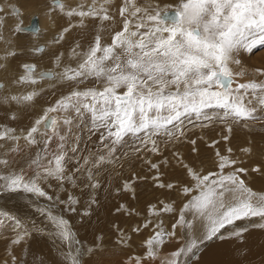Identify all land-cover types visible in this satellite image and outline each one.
Returning a JSON list of instances; mask_svg holds the SVG:
<instances>
[{"label": "snow or ice", "instance_id": "6c2138e0", "mask_svg": "<svg viewBox=\"0 0 264 264\" xmlns=\"http://www.w3.org/2000/svg\"><path fill=\"white\" fill-rule=\"evenodd\" d=\"M130 3L121 0L117 6L115 0H102L87 10L65 13L60 0H52L50 7L58 18H75L71 27L59 29L64 36H53L48 53L55 66L62 69L56 83L68 91L34 120L23 136L24 146L19 144L21 137L12 134L14 129L0 131V140L11 142L0 152V191H22L51 202L47 207L36 206L40 223L33 220L25 224L0 213V226L4 218L12 221V243L20 248L19 255L13 250L11 264H87L85 256L91 260L104 246L102 236L86 246L75 226L56 214L60 204L70 212H76L80 204L66 185L75 189L83 185L89 190V204L81 213L84 226V218L90 217L92 207L98 204L93 193L102 187L99 177L113 162L133 153L138 158L142 151L161 154L158 139L184 142L188 124L226 125L230 132L239 124L252 128L264 121V115L258 114L264 113V82L231 87V65L241 63L238 57L242 52L250 53L257 45H264V0H175L174 10L169 6L163 13L142 12L135 6L129 11ZM129 17H138L137 22L133 25ZM92 21L100 22L103 31L90 30ZM72 31L78 35L62 51ZM105 34L109 41H105ZM17 54L13 52L12 56ZM37 54L43 56L45 49L37 48L33 55ZM23 67L29 74L35 72L32 63ZM258 71L264 76V70ZM43 75L51 77L50 72ZM18 82L36 83L32 75L22 76ZM249 94L252 98L246 100ZM35 95H12L9 102H32ZM10 118L14 120L15 116ZM85 132L90 143L93 137L99 143L95 151L85 149L87 156L81 154L80 147ZM229 139L224 137L225 141ZM190 143L195 145L197 141ZM219 143L213 141L212 146ZM4 148L0 144V149ZM32 148L36 149L34 153ZM226 151L228 155L215 152L217 171L203 175L194 162L186 164L177 157L176 166L186 182L157 186L179 188L187 199L178 211L171 204L152 210L157 216L175 213L171 229L164 227L163 220L155 225L146 220L133 229L138 234L141 227L154 228L144 260L156 261L166 242L176 240L178 247L167 254L164 264H198L194 257L206 241L223 238L224 232L240 239L249 225L264 222V194L247 185L242 178L247 170L237 167L231 148ZM17 158H22V165ZM165 164L170 165V161L165 159ZM149 166L159 171L158 164ZM124 187L126 190L127 185ZM53 188L55 191L50 192ZM242 221L247 223H238ZM259 227L264 228V223ZM36 238L56 244L54 258L43 252L33 255L32 262L24 258V247ZM128 239L121 231L120 243Z\"/></svg>", "mask_w": 264, "mask_h": 264}, {"label": "rangeland", "instance_id": "374dc122", "mask_svg": "<svg viewBox=\"0 0 264 264\" xmlns=\"http://www.w3.org/2000/svg\"><path fill=\"white\" fill-rule=\"evenodd\" d=\"M4 1L5 0H0V5L4 4ZM22 2H24V0H16L17 5H15L16 7L14 8L17 9V11L19 10L18 14H20L22 9L18 6L19 3L22 5L31 3L38 7L41 5V11H45L46 8H50V5H52V0H25L27 3L24 4ZM81 2V0H74L69 3L68 0H60L61 4H64L65 6H71L67 7V9L71 11H73L75 7L77 10L78 8L81 10H87L88 6L92 5L91 3L84 4ZM118 2L121 3V0H117V3ZM132 3H134V0H132ZM135 3L137 4L135 7H140L142 12L144 9H147L150 12L155 13L156 11L161 12L168 10L169 6H172V10H174L175 0H136ZM78 5H80V7H77ZM131 10H134V8H132V4L129 6V11ZM34 11L29 9L27 12L26 9H23V14H25L22 18L25 20L26 24H21L20 26L22 28H26L28 25H30V21L33 16H36L39 20V15H41L40 9ZM112 11H116L115 6L113 7ZM11 13V11L10 13L6 12L4 15H9ZM18 14L12 13V15L9 16L15 17V15L17 16ZM129 19L134 25L137 22L138 17H129ZM97 23L98 24L96 28H91L90 30L93 29V31L96 32L103 31V29L99 27V22ZM133 30H135L134 27ZM141 31H143V29H141ZM18 32L22 33L23 31ZM54 35L61 36V31H58ZM52 36L50 37V42H52ZM104 39L105 41L110 40L107 34H105ZM72 41L73 38L68 39L67 37L68 43H71ZM44 45L42 43L37 45V47L29 48L28 51H30V53L27 54V56L30 57L37 48L42 47L45 49V54L43 56L39 54L33 55L31 61L24 60L21 62V65L23 66L24 64L33 62L35 59L39 60L47 55L53 46L49 47L47 45L46 47ZM66 45L67 43H63L61 48L62 51H65L64 47ZM37 57L39 59H37ZM238 58L240 59L241 63L239 65H231V71L233 72L234 76L231 85L232 88H235L240 83L252 81L264 82V76H262L258 71L264 70V45H257L250 53L242 52ZM51 61H53L52 65H55L54 60L52 59L50 60L49 64L51 65ZM36 63L38 64L37 61L32 63L35 67V71L37 67ZM42 66L43 65H40L39 69ZM46 67L48 68L46 71L48 72L50 70L49 72L51 73V76L54 77V75H56V67ZM3 68H0V72L3 70ZM23 72H25L24 74H29L25 68ZM41 72L42 71L37 72L35 76L41 79L47 78L45 80H50V78L53 79V77L44 78V71L42 73ZM2 82L3 81L0 80V89H2ZM44 89L47 90L45 87ZM44 89L42 91L47 93L41 91L34 96L33 101H39L41 98L45 106L42 105V101L39 102L40 104L38 103L37 106L35 105V102H9V97L11 96L9 92H7V95L4 94V96L8 97L7 99L2 98V95H0L2 100L0 103V111H2L5 116L7 115V117L15 116L14 121H12L13 119H6L8 124H6V122H0V128L5 124L12 129L15 128L14 132L16 130L17 132L20 131V134H22L19 135L21 137V140L19 141L20 146H24L26 144V141H24L22 138L24 135H26L25 132L27 129L32 126L35 118H39L47 110V106L52 105L60 96L52 95L50 90L45 91ZM67 91L68 89L66 91L64 90L65 93ZM21 94L22 93L16 94V96H21ZM45 95L48 96L44 97ZM251 98L252 97L249 94L246 97V100ZM33 106H36L35 109L37 111ZM39 107L41 108L40 112L38 111L40 109ZM209 111L219 110L217 109ZM19 113L22 114L20 115ZM259 114L264 115V113ZM25 115L26 117H30V119H27L28 122L24 120ZM19 119H21L22 122L18 125L16 121ZM10 122L13 124L11 125ZM14 124H16V126L13 127ZM261 124H264V121H260L252 128L246 124H239L234 126L230 132L226 130V125L222 126L220 124H215L206 127H193L192 124H188V136L184 142H180L179 140L167 142L164 137H160L158 139L161 154H151L147 151H142L138 158L136 157V154L133 153L130 157H123L118 162H113L109 166V169L105 173H102L99 177L102 187L93 193V198L98 200V204L92 207V215L90 217L84 218V226H81L80 223L81 213L87 209V205L89 204V190L84 189L83 185H81V187L78 189L72 188L69 185L65 186L69 194H74L80 199V204L77 207V211L70 212L67 210L65 205L60 204L57 206L56 214L68 219L70 223L75 226L79 232V238L86 243V246H91L95 237H103L104 246L99 250V252L94 255L91 260H88V257L85 256L87 264H137V261H142L143 264H164V262L167 260L166 258H168L166 254H169L171 251L164 253L163 250V252L158 255L156 261L144 260L146 243L153 234L154 228L151 226L148 228L141 227L138 234L135 233L133 229L140 227L145 223L146 220H151L153 225L156 224L157 220H163L164 227L166 229H171L172 224L176 220V214H161L157 216L153 214L152 210L159 209L162 205L171 204L178 211L182 203L185 202L187 198L180 193L179 188L176 190H169L167 188L158 187L157 185L160 183H173L180 185L186 182L183 171L180 167L176 166L177 157L183 158V162L186 164L194 162L197 166V171L203 175L217 171L215 163L216 151H219L221 154L228 155L229 153L226 150L231 148L232 158L237 161V167H243L247 170L246 174H244L242 177L245 179L247 185L257 194H264V126H261ZM5 128L6 127H2L0 130H5ZM49 131H51V129H49ZM14 132L12 134L15 135ZM225 136H228L230 139L225 141ZM82 137L83 139L80 144L82 155H88V152L85 151V149L93 151L99 149V143H97L96 137H93L91 143L87 138L86 132L82 133ZM191 140H196L197 143L192 145L190 143ZM213 141H220V143L216 147H213ZM0 143H3L5 148L11 144L10 141L3 142V140H0ZM136 143L138 144L139 142L137 141ZM5 148L0 149V152H3ZM193 148H195L197 151H193ZM249 149L250 151H248ZM126 150L131 151L130 148ZM31 151L34 153L36 149L32 148ZM173 153L176 155H173ZM17 159L22 165V158ZM165 159L170 161V165L165 164ZM150 164H158L159 171L157 172V170L151 169L149 166ZM255 168H259L260 171H253ZM158 175L160 179H156ZM125 185H127V190H125ZM189 186L191 185L189 184ZM118 189H120V191H118ZM49 191H55V189H49ZM33 201H36V204H33ZM50 203L51 202L46 201L45 199L32 196L31 194L22 191H0V213H5L8 217L21 219L25 224L33 220L37 223H40L41 217L35 214L36 206L38 205L39 207H47ZM117 209H119V211H117ZM238 223L246 224L247 222L242 221ZM259 223L254 226L249 225V231H259V229H261L260 231H262L264 235V228L259 227ZM0 227V264H11V255L13 250H15L17 255L20 254L19 246H15L12 243V240L15 239V233L12 229V221L4 218V224ZM121 231L126 237H130V239L126 240L124 244L120 243ZM245 239L246 238L243 237L240 239L230 238L229 233L224 232L223 238H214L211 241H206L204 245H202L201 253L194 257V260L197 261L198 257L212 245L217 243L221 244L223 242L243 245L241 241H246ZM39 240H41L39 241L40 244L37 241L30 242L29 240V246L24 247L23 255L26 260L32 262V256L35 255L36 252V254L43 252L44 254L54 258L56 254V244L47 238H40ZM167 245H172L173 247L170 248L175 249L178 247V241L172 240L171 242H166V246ZM50 249L51 252L49 251ZM165 255L166 257L162 258V256Z\"/></svg>", "mask_w": 264, "mask_h": 264}, {"label": "bare ground", "instance_id": "6f19581e", "mask_svg": "<svg viewBox=\"0 0 264 264\" xmlns=\"http://www.w3.org/2000/svg\"><path fill=\"white\" fill-rule=\"evenodd\" d=\"M68 1H69V3H71L74 0H68ZM81 1H82L81 3H84V4L85 3H91L93 5L95 3L97 6L99 5V3L102 2V0H81ZM135 1L136 0H134V3H132V0H131L130 5L132 4V8H134L133 6L137 5L135 3ZM22 3L24 4V3H27V2H25V0H24V2H22ZM15 5H17L16 0H5L4 4L0 5V9L3 10V11H0V68L4 67L3 70L0 72V80L3 81L2 82V89H0V95H2L1 97L4 98V99H7L8 97L4 96V94L7 95V92H9V94L11 96L19 94V93H22L21 96L29 94V93H36V95H37L38 93H40L44 89V87L47 90H50L52 95H58V96L60 95L61 96L62 93H65L64 90L66 91L67 88L66 87H62L59 84H57L55 78L57 77L58 73L62 69L61 68H57L55 65H52L53 61H51V65L49 64L50 60L52 59L49 54L45 55L41 59H39L37 57V59H39V60L35 59V61H37L38 64L36 63L37 67H36V71L33 73L34 75L33 74H24L25 73V72H23L24 71V67L21 65V62L24 61V60H27V61H31L32 60V58H33L32 56L33 55H31L30 57L27 56V54L30 53V51H28L29 48L37 47V45L42 44V43H43V45L45 44L44 46H46V47H47V45L49 47L53 46L52 42H50V37L52 35H54L55 33H57L61 27H71V23L75 22V18H73V17H68L67 19L58 18L53 13L51 7L50 8H46L45 11L44 10L41 11V5L38 7V6H34V4H31V3L25 4V5H22V4L19 3L18 6L22 8L21 11H20V14H18L17 16L15 15V17L14 16H9V15H12V13L17 14L19 12V10L17 11V9L14 8V7H16ZM115 5H120V2L117 3V0H115ZM67 7H71V6H65L64 5L65 13H67V11H69L67 9ZM77 7H80V5H78ZM23 9H26L27 12H28L29 9L31 11L40 9V12H41L40 14L41 15H39V20L37 18V20H38V24H37L38 28H37L36 31H29V30H26L25 28H22L20 26L21 24H24V23L26 24L25 20H23V18H22L23 15L25 14V13L23 14ZM80 10L81 9H79V8L77 10L76 7H75V9H73V11H80ZM10 11L12 12L11 14L4 15L6 12L10 13ZM165 11H161V13H163ZM34 12H36V11H34ZM4 16H6V17H4ZM97 24H98L97 21H92L89 24V28L90 29L91 28H96ZM22 26H24V25H22ZM97 30H98V28H97ZM18 31H20L22 33H19ZM92 31H93V29H92ZM26 33H28V34H26ZM64 35H65V33L61 32V36H64ZM76 35H78V32L77 31H72L71 35H69L67 37H68V39H72ZM72 42L71 43L70 42L68 43L67 41L64 42V43H67V45L64 47L65 51L67 50V47L69 48L72 45ZM13 52H16L18 54L13 57L12 56ZM35 61L30 62V63H34ZM40 65H43V66L39 69ZM46 66H53V68H54V66L56 67V69H57L56 72H55L56 75H54V77L51 76V77H53V79L50 78V80H45V79H47V78H45V76H43L45 79H41V78H38L37 76H35L36 73L39 72V71H42V72L44 71V73L47 72L46 69H48V68ZM25 75H32V77L36 81V83L32 84V83L18 82L19 78L22 77V76H25ZM53 82H54V85H53ZM47 90H45V91H47ZM42 92H44V91H42ZM44 93H47V92H44ZM46 96H48V95H45L44 97H46ZM1 97H0V103L2 101ZM41 101H42V99L40 98L39 101H36V102L32 101V102H35V105L37 106V104L39 102H41ZM42 105H44L43 101H42ZM36 106H33L34 109L36 108ZM41 108H42V106H41ZM41 108L38 110L39 112H40ZM24 114H25V112H24ZM53 115H55V114H53ZM28 118L30 119V117H28V116L26 117V115H25V119L24 120L28 122V120H27ZM6 119H11V118L9 116L7 117V115L5 116L4 113L2 111H0V122H4V123L6 122V124H8ZM12 121H14V120H12ZM16 122L19 125V124H21L22 120L19 119ZM10 123H11V125L13 124L12 122H10ZM14 126H16V124H14L13 127ZM2 127L9 128L5 124L2 125ZM43 127H44V125L42 124L41 125V129ZM3 130L4 129H2V131ZM16 132H17V130L14 132L15 135H18V136L22 135V134H20V131H18L17 133ZM24 132H25V130H24ZM260 230L261 229H259V231H257V230H253L252 231L251 230V231L247 232L243 236V238H246L245 239L246 241H244V240L241 241L243 245H236L234 243H229V242H227V243L223 242L221 244L217 243L215 245H212L211 247L206 249L198 257V260H197L198 264H264V235H263L262 231H260ZM39 239L40 238L30 239V242L31 241L39 242V241H41ZM39 244H40V242H39ZM170 247H173V246L172 245L165 246V248L163 249L164 253H166L167 251L173 250ZM36 253H35V255H37ZM166 255L162 256V258L163 257L165 258Z\"/></svg>", "mask_w": 264, "mask_h": 264}, {"label": "water", "instance_id": "95a60500", "mask_svg": "<svg viewBox=\"0 0 264 264\" xmlns=\"http://www.w3.org/2000/svg\"><path fill=\"white\" fill-rule=\"evenodd\" d=\"M30 25H28L25 29L29 31H36L38 28V20L36 16H33V18L30 21Z\"/></svg>", "mask_w": 264, "mask_h": 264}]
</instances>
